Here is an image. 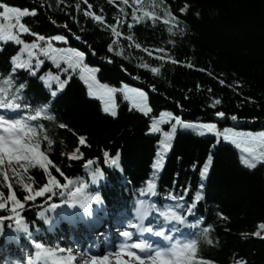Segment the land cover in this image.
I'll list each match as a JSON object with an SVG mask.
<instances>
[{
  "label": "trees",
  "instance_id": "16d2710c",
  "mask_svg": "<svg viewBox=\"0 0 264 264\" xmlns=\"http://www.w3.org/2000/svg\"><path fill=\"white\" fill-rule=\"evenodd\" d=\"M0 3L36 10V16L23 19L30 31L46 37L65 35L68 44L55 42V46L85 51V62L99 69L96 75L101 83L117 89L126 83L144 90L153 108L150 116L158 118L160 111L171 110L189 122H209L215 120L216 111L223 110L229 117L236 114L240 122L230 119L220 121L218 127L221 130L226 126L239 130H264V0H164L163 5L160 0H141L140 5H135L134 0H129L128 5H124L121 0H113L112 3L109 0H87L95 14L104 16L106 24H117V18L122 21V24H117L121 32L119 38L111 37L110 31L91 17L83 15L87 9L83 0H0ZM77 3L81 6L79 11L75 8ZM185 4L190 7L186 14H181L179 9ZM122 7L124 12H120ZM133 8L137 10L138 16V22L135 23L131 18ZM166 9L171 10L180 21L173 28L176 32L174 36L168 32L173 22L170 21L168 25L163 23ZM145 11L154 13L159 19L155 22L151 18L139 20ZM65 23L68 29L62 27ZM130 23L133 25L131 32L128 29ZM180 29H183V35ZM73 33L87 40L91 48L75 40ZM127 35H132L133 40H126ZM22 38L26 42L35 39L30 35ZM111 39H118L120 47L125 50L124 55L129 57L127 61L123 56L115 57L107 52V44ZM136 43H140V49L135 48ZM0 47L3 48L0 52V88L8 89L9 86L3 81L8 79L7 73L11 67L9 58L18 53L20 46L9 41L0 42ZM143 48H148L152 55L149 56ZM159 48L164 49V54L156 51ZM92 50L96 55H91ZM157 56L163 58L157 59ZM108 59L113 62L107 63ZM173 60L177 63L173 64ZM141 62L147 63L149 68H160V75L155 76L148 69L137 68L136 65ZM188 64L193 67L188 68ZM20 75L22 78L26 73ZM220 80H224V85L219 83ZM153 85L157 89L156 93L151 92ZM197 85L200 86L199 90ZM27 95L35 102L34 91ZM215 99H220L222 103L213 109L209 105ZM115 101L118 117L112 118L102 112V105L97 100L88 98L86 86L78 75H74L70 85L54 100L57 123L33 122L43 123L45 128L38 129V132L46 130L49 138L54 140L50 149L46 141H42L41 150L65 176L78 178L88 185L84 195L91 198L93 210L97 208L96 195L103 198L105 212L113 217V223L117 221L113 216L114 203L122 205L123 210L133 208L137 189L146 186V180L152 178L151 165L160 149L158 142L163 138L162 133L145 134L150 119L137 111H129V104L123 100L120 91L115 94ZM178 103L183 105V111L177 107ZM59 122L66 123L68 128L59 129ZM169 126L162 125V129H168ZM80 136L86 137V145H79ZM213 143V136L200 137L191 131H178L173 147L166 156L164 168L156 174L157 195L144 199L160 206L172 204L171 200L163 199L169 192L181 195L182 187L190 186L189 196H194L198 185L203 183L206 199L200 202L195 215L197 218L204 217L205 223L184 236L188 240H198L196 259L210 260L214 264H235L238 259L246 260L247 264H264V238H261L264 237V229L259 228V224L264 223V165L254 170L246 169L239 163V152L233 145L221 142L213 149ZM87 144L91 147H87ZM77 147H80L83 158L69 160L68 157ZM114 148L123 150V174L97 164L104 167L107 180L92 185L83 165L87 159L101 156L103 150L112 151ZM209 152L214 155V164L209 175L202 178L199 172ZM20 171L26 182L28 176L35 179L33 187L37 190L47 183V176L39 166L29 169L27 173ZM49 171L61 184L65 183L55 168L49 166ZM8 174L14 194L25 203L23 196L27 193L16 183L12 174ZM114 178L118 179L113 182ZM0 192L4 193L5 203L0 216L14 215L11 212L12 205L7 200V183L2 176ZM48 195L26 202L24 209L17 207V211L29 223L36 240L52 246L64 241V236L59 235L57 230V223H60L59 228L62 226L72 243L74 232L71 227H66L67 219L57 215H48V223L37 219L38 210L47 204ZM56 200L60 201L61 198L52 199ZM217 212H223L228 220H220ZM117 215L120 212H116ZM188 219L196 222L194 217ZM207 225L212 227L209 238L213 240V245H208L200 236L201 228ZM257 231L261 232V237L254 235ZM12 238L6 248L10 249L13 256L18 255V247L24 251L34 249L26 235L14 231ZM4 242V238L0 237L1 260L6 254V248L2 245ZM76 264H80L79 260Z\"/></svg>",
  "mask_w": 264,
  "mask_h": 264
},
{
  "label": "snow or ice",
  "instance_id": "6c2138e0",
  "mask_svg": "<svg viewBox=\"0 0 264 264\" xmlns=\"http://www.w3.org/2000/svg\"><path fill=\"white\" fill-rule=\"evenodd\" d=\"M87 4V0H83ZM113 0H109L112 3ZM124 5H128L129 0H121ZM141 0H134L135 5H140ZM164 0H160L163 5ZM156 5H153L155 7ZM80 3L75 5L77 11L80 10ZM142 7V6H141ZM190 5L185 4L179 9L181 14H186ZM120 12H124V8H120ZM36 10H29L28 8H21L19 6H10L8 3H0V42L7 43L14 42L15 45L20 46L18 53L9 58L11 65L8 70V79H5L4 84L8 85V89L0 88V176L3 181L7 183L8 196L7 200L11 203L12 216H0V237L6 241L4 248L12 241V237L5 234V223L7 227L12 228L11 221H15L14 231L18 234L26 235L29 242L34 247V258L29 255L26 262L20 260L8 261L4 264H76L79 259L80 264H214L213 261L206 259H196L198 240L189 239L182 242L180 239H174L172 233L181 232L183 229H197L205 223L204 217H196V210L200 202L206 199L204 193L205 185L200 183L194 196H189L191 187H182L181 195H175L169 192L163 197L165 200H171L172 204L158 205L155 202H149L145 197L152 198L157 195V180L156 174L159 173L165 166L166 157L173 147L174 137L178 130H190L200 137L210 135L215 137V143L211 148L215 149L221 142L230 143L236 149H240L243 155L239 157V163L249 170L256 169L259 165H264V131H238L234 127H223L221 130L218 127V122L230 119L233 122L239 123V118L236 114L230 117L226 115L225 111L220 110L215 112V120L209 122H189L182 118L181 115L174 114L171 110H163L159 112L158 118L150 116L153 108L149 105L148 94L139 87H130L128 84H123L121 89L116 87H109L106 83H101L97 79V67H90L85 62L86 52L78 50L75 47H58L54 42L68 44V38L63 34H56L45 36L30 31V28L23 22L25 17L36 16ZM85 17H91L99 25L110 31L111 37L119 38L121 32L117 24H122L117 18V24H106L104 16L97 15L92 11V5L87 4V9L84 10ZM125 15H127L125 13ZM199 13H197V16ZM132 21L138 22L137 10L133 8L131 13ZM151 18L155 22L159 17L154 13L147 11L139 17V20ZM75 19V17H73ZM172 21V26L168 27V32L173 36L176 32L173 28L179 25L180 21L172 13L171 10H165L163 23L168 25ZM53 24L56 21H52ZM68 29L67 23L62 26ZM133 25L128 24V29L131 32ZM70 31V29H69ZM180 34L183 35V29H180ZM30 35L35 39L31 42H26L22 37ZM74 39L80 41L82 44L91 48L87 40H83L80 35L73 33ZM126 40L132 41L133 36L127 35ZM169 43H172L169 40ZM136 49H140V43L135 44ZM147 52L149 56L152 52L148 48L142 49ZM3 48L0 47V52ZM124 48L120 47L118 39H111L107 44V52L114 54L115 57H122L128 60L129 57L124 55ZM157 52L164 54V49L159 48ZM91 55H96L94 50ZM162 56H157V59H162ZM107 63L113 61L108 59ZM173 64L177 63L175 60ZM192 68V64L187 65ZM139 69H148L155 76L160 75V68L151 67L147 63H139L136 65ZM125 71H127L125 69ZM204 71V69H201ZM21 73H26L21 78ZM78 75L79 79L86 86V95L90 99L97 100L102 105V112L111 116L118 117V105L115 101V94L120 91L122 98L129 104V111H137L144 117L150 119L148 134L162 133V139L158 144L162 151H157V158L152 163L153 176L147 179L144 187L137 189L134 210H129L125 215L123 206L114 203L113 216L117 223L124 226L127 220L126 228L130 230L118 231V236L121 242L115 245V248H108L101 255L88 249L83 253L79 250L73 254L71 247H61L60 245L46 246L43 242L36 240L33 237V232L30 230L29 223L22 218L21 212L17 211V207L24 209L25 203L34 201L37 197H43L49 194L47 202L54 197L61 198L60 203H51L48 211L56 212L61 219H68L70 222L82 227L84 230L97 231L102 233V229L107 224H111V218L106 219L105 205L103 198L97 194L95 202L97 208L93 210L90 207L91 198L84 195L85 188L88 187L83 181L65 176L64 172L57 167L46 155L45 151L41 150L42 141H46L50 149L54 143L52 138L46 130L38 132V129H44L43 123L34 124L38 120L48 121L56 124L58 117L53 110L54 100L64 92L70 85L73 76ZM211 75V73H209ZM63 77V78H62ZM2 78V75H0ZM139 79V77H133ZM15 81V83H14ZM219 83L224 85V80ZM55 85V88H53ZM199 85L197 89L199 90ZM34 91L36 93V100L33 102L32 98L27 95L28 92ZM191 92V89L188 90ZM212 91L211 88L208 89ZM151 92L156 93L157 89L151 86ZM188 99V96H185ZM220 99H215L211 108L215 109L221 105ZM177 107L183 111V105L177 104ZM162 125H170V130H163ZM59 129H67L68 125L64 122L58 123ZM63 143V141H61ZM79 145H86V137H79ZM87 147H91L87 144ZM122 149L114 148L112 151L108 149L103 150L101 156L94 159H87L83 167L87 170L92 185H97L101 181L107 180L104 167L110 170H118L123 174L124 169L122 165ZM63 155V154H62ZM69 160H80L83 158L80 147L75 149V152L70 155ZM23 170L27 173L29 169L39 166L47 176V183H44L38 190L33 187L36 183L31 176L26 178L17 169ZM200 163V162H198ZM102 164L104 167L96 166ZM214 164V155L209 152L206 159L202 162V169L199 174L202 178L207 177ZM49 166L55 168V171L64 178L65 183L61 184L59 180L49 171ZM11 170L15 181L27 193L23 196L22 203L13 192L12 184L8 171ZM178 175V174H177ZM114 178L113 182H115ZM131 183V181H128ZM175 183V181H174ZM78 185V186H77ZM74 187V190H72ZM67 193V196H65ZM5 209L4 193L0 192V210ZM60 209V211H57ZM82 210V211H81ZM116 212H120L119 216H115ZM218 218L222 221H227L228 217L223 212H217ZM131 217V218H129ZM188 217H194L196 222H190ZM39 218L48 223V217L44 211L39 213ZM171 227H168V226ZM260 229H264V223L259 224ZM38 232L39 229H36ZM212 231L211 225L204 226L200 230V236L208 245H213V240L209 238ZM150 234L152 237L160 238L168 242V246L160 247L151 239H145V235ZM256 237H261V232L254 233ZM136 236L138 239L133 240ZM264 238V237H261ZM127 257V260L124 259ZM235 264H247L246 260H236Z\"/></svg>",
  "mask_w": 264,
  "mask_h": 264
},
{
  "label": "rangeland",
  "instance_id": "374dc122",
  "mask_svg": "<svg viewBox=\"0 0 264 264\" xmlns=\"http://www.w3.org/2000/svg\"><path fill=\"white\" fill-rule=\"evenodd\" d=\"M58 43V42H57ZM170 129V126L168 127V129H163V130H169ZM236 130H238V131H250V130H242V129H236ZM178 131H190V130H178ZM258 131H264V130H258ZM258 131H252V132H258ZM228 144H230V143H228ZM234 146V145H233ZM235 147V146H234ZM238 150V152H239V157L241 156V155H243L244 153H242V151L240 150V149H237ZM159 151H162V148H160L159 149ZM169 153V152H168ZM168 153H166L165 154V157L168 155ZM13 164H14V166L15 167H17V169H18V166L17 165H15V162H13ZM19 171L21 170V169H18ZM7 171H8V173H10V174H12L11 173V170H8L7 169ZM38 198V197H37ZM82 211V210H81ZM77 238H78V240H80L81 239V236H77Z\"/></svg>",
  "mask_w": 264,
  "mask_h": 264
}]
</instances>
